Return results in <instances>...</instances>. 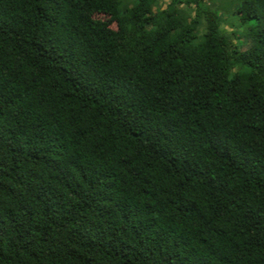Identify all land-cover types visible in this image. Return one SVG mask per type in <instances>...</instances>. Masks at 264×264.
<instances>
[{
    "label": "trees",
    "instance_id": "1",
    "mask_svg": "<svg viewBox=\"0 0 264 264\" xmlns=\"http://www.w3.org/2000/svg\"><path fill=\"white\" fill-rule=\"evenodd\" d=\"M0 264H264V0H0Z\"/></svg>",
    "mask_w": 264,
    "mask_h": 264
},
{
    "label": "rangeland",
    "instance_id": "2",
    "mask_svg": "<svg viewBox=\"0 0 264 264\" xmlns=\"http://www.w3.org/2000/svg\"><path fill=\"white\" fill-rule=\"evenodd\" d=\"M161 7H165V4H161ZM228 29V27H226ZM240 46L242 49H246L249 45V42L247 41V39L245 37H241L240 38Z\"/></svg>",
    "mask_w": 264,
    "mask_h": 264
}]
</instances>
